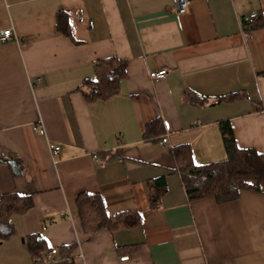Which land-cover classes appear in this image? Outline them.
I'll return each instance as SVG.
<instances>
[{
    "label": "crops",
    "instance_id": "1",
    "mask_svg": "<svg viewBox=\"0 0 264 264\" xmlns=\"http://www.w3.org/2000/svg\"><path fill=\"white\" fill-rule=\"evenodd\" d=\"M59 12L70 35L57 28ZM260 12L264 0H190L185 14L174 0H0V34L17 36L0 39V195L34 202L11 216L0 264H36L29 236L47 244L41 264H264V181L233 201H189L171 154L186 143L198 165L225 159L223 120L239 147L264 153V27L242 24ZM113 56L128 60L120 91L87 101L79 87ZM159 69L167 76L152 80ZM158 116L165 133L145 139ZM39 119L45 135L33 130ZM160 177L167 189L154 209L149 182ZM81 192L100 193L110 215L138 211L140 223L86 231Z\"/></svg>",
    "mask_w": 264,
    "mask_h": 264
},
{
    "label": "trees",
    "instance_id": "2",
    "mask_svg": "<svg viewBox=\"0 0 264 264\" xmlns=\"http://www.w3.org/2000/svg\"><path fill=\"white\" fill-rule=\"evenodd\" d=\"M246 30L264 27V15L260 12L242 19ZM57 28L70 35L68 16L59 12ZM128 60L116 56L98 59L94 62L95 79L85 80L79 90L87 101L106 100L120 91V85L126 75ZM239 94L222 96L218 101L234 100ZM189 101L197 106L208 104V98L191 94ZM215 102H213L214 104ZM224 147L227 157L223 160L198 165L192 158L190 144H179L171 149L176 161V170L180 172L189 201L204 197H214L219 203L236 200L243 189L260 190L264 181V153L254 148H241L236 143L234 131L228 120L220 121ZM166 131L164 120L158 116L146 124L144 138L162 136ZM165 178L160 177L149 182L151 207L157 209L161 197L166 192ZM76 206L82 227L86 231L107 229L113 232L121 228L137 226L141 217L138 211L124 210L114 215L108 214L100 193L81 192L76 197ZM34 205L32 195L16 192L0 195V241L15 234V226L10 218L13 214L27 212ZM28 248L36 264L45 262L48 250L46 242L38 236L28 237ZM74 247V246H73ZM63 249L72 253L71 246Z\"/></svg>",
    "mask_w": 264,
    "mask_h": 264
},
{
    "label": "built area",
    "instance_id": "3",
    "mask_svg": "<svg viewBox=\"0 0 264 264\" xmlns=\"http://www.w3.org/2000/svg\"><path fill=\"white\" fill-rule=\"evenodd\" d=\"M174 7L177 13L179 14H185L188 13L190 10V0H174ZM0 39L3 41H12L17 40L16 34H14L13 28H7L3 30V32L0 34ZM168 71L166 69H159V70H151L149 72V77L152 80H160L167 76ZM37 79L36 81H38ZM33 130L36 133H39L41 135L46 134V129L43 124V121L39 119L33 126ZM162 142L167 143L168 138L165 136L162 138ZM49 148L53 154H57L60 150V146L56 145L52 141H48ZM57 252L56 249H52L51 252L48 254L47 258L50 259L53 254ZM128 256L121 257L122 260L127 259Z\"/></svg>",
    "mask_w": 264,
    "mask_h": 264
}]
</instances>
